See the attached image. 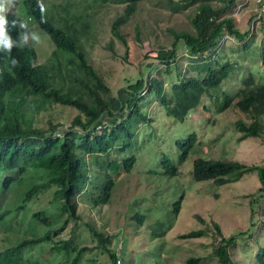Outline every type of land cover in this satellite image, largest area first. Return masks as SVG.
Wrapping results in <instances>:
<instances>
[{
  "label": "rangeland",
  "instance_id": "rangeland-1",
  "mask_svg": "<svg viewBox=\"0 0 264 264\" xmlns=\"http://www.w3.org/2000/svg\"><path fill=\"white\" fill-rule=\"evenodd\" d=\"M40 1L50 20L65 31L75 32L79 47L106 89L94 85L75 57L57 52L49 36L33 19L27 18L24 21L28 30L40 36L38 42L29 40V44L37 49L39 63L50 69L56 87L84 96L91 105L94 104L93 96L80 81L90 84L108 101L140 76L155 77L163 82L164 96L168 98L178 77H203L200 68L206 65L207 59L214 69L218 59L233 66V71L218 91L202 98L201 105L183 123L168 117L156 93L150 94L147 90L141 94L145 100L138 105L145 120L131 118L132 108H125L126 115H118L119 123L128 120V130L133 137H120L107 154L85 155L84 160L91 182L97 178L102 180L112 162L121 164L124 158L134 156L136 163L131 173H125L121 168L113 175L116 185L106 205L95 206L92 201L94 187L86 185L90 192L85 186L76 198L79 219H68L64 231L57 235L52 233L53 242L69 240L72 251H51L52 242L36 245L27 249L26 257L31 264H71L77 252L84 248L87 250L82 252L78 264H113L108 250L116 252L117 264H187L190 258H199L200 264H220L216 256L220 237L214 223L221 227L225 237L245 233L228 248L234 264H258L257 254L260 247H264V199L253 214L250 206L251 196L260 187L257 173L250 172L239 182L224 185L211 180L197 182L193 178V163L199 157L264 165V134L262 138H243L237 128L239 121L250 124L253 119L235 104L222 110L218 107L222 100L217 103L215 99V96H233L243 79L251 75L258 83H264V31L259 24L253 29L251 22L256 0H236L225 14L233 18L241 33L248 32L245 40L239 41L225 34L218 46V58L214 53L203 58L193 56L182 42L171 63L160 60L158 52L173 47V32L196 33L191 20L197 4L189 6L188 2L192 0L141 2L130 21L121 28L124 39L113 34L112 25L124 14L125 0ZM22 2L13 0L11 9L20 18ZM212 4L216 8L225 6L219 0H213ZM151 64L153 66L149 67ZM28 101L32 106H26L27 113L33 126L38 128L47 129L50 122L67 128L80 114L73 108L41 97L28 98ZM116 129L110 125L108 132ZM192 134L197 136L196 149L179 166L176 176H167L160 166V159L165 155L177 162V141ZM25 177L23 186L28 179L36 183L46 179L31 169ZM16 194L14 191L7 195V206L18 205L14 202ZM53 194L54 190L39 193L25 210L15 212L7 225L0 228V251L7 236L13 241L46 234L49 228L33 217L37 211L47 212L54 230L65 223L67 215L51 204ZM181 195H184L181 211L175 215L173 205ZM90 227L108 242L99 240ZM195 230H204L205 234L199 238H181Z\"/></svg>",
  "mask_w": 264,
  "mask_h": 264
},
{
  "label": "trees",
  "instance_id": "trees-1",
  "mask_svg": "<svg viewBox=\"0 0 264 264\" xmlns=\"http://www.w3.org/2000/svg\"><path fill=\"white\" fill-rule=\"evenodd\" d=\"M124 14L118 17L113 25L112 32L115 36L124 39L120 34L121 28L130 21L141 2L146 0H125ZM213 0H192L190 5L197 4V11L191 22L195 34L188 32H173L174 43L170 50H160L158 57L164 63H171L175 59L180 44L183 42L190 54L196 57H205L214 53L219 56L218 46L222 37L226 34L243 41L248 32L241 33L234 25L233 18L225 14L235 5L236 0H219L225 3L222 8H216ZM40 3H42L40 1ZM22 18L15 12L8 14L9 20L33 19L39 27L49 36L56 47V51L71 54L76 62L85 71L86 75L94 81V85L105 88L93 67L88 63L84 52L78 45L75 32L63 30L62 27L47 17L44 8L40 11L37 0H23L19 10ZM43 15V20L41 19ZM17 28L11 29L13 39L18 38ZM23 32V29H20ZM57 55V53H54ZM264 56V52L262 54ZM16 63L13 64L12 58ZM210 60V58H209ZM264 60V58H263ZM216 68H212L208 59L206 65L200 68L204 72L203 77L189 76L178 77L172 86V95L164 96L163 82L155 77L145 78L140 76L131 81L128 86L121 88L116 97L105 101L90 84L80 81L83 88L93 96L94 104L91 105L82 95L74 94L70 90L56 87L49 68L39 63L37 49L32 44H25L21 48L14 46L8 53L0 51V228L7 225L11 217L18 210H25L39 193L54 190L51 204L63 214L67 220L62 226L54 230L53 222L45 210L33 214L39 224L49 228L43 236L10 240L7 236L5 246L0 251V264H31L27 259V249L36 245L52 242L51 251H72V243L68 241L53 242L52 233L64 231L68 219L78 220L77 196L86 185H93L95 198L92 199L95 206L106 205L110 202L116 181L113 175L123 168L125 173H131L136 157H127L122 163L112 162L109 170L105 171L103 179L91 182L87 173L88 164L84 160L85 155L107 154L120 137L132 138L129 132L128 120L119 123L118 115L124 117L125 108H132L131 118L140 117L145 120L138 110L139 103L145 98L142 92L147 90L150 94L156 93L168 117L178 122H185L189 114L201 105L202 98L210 97L212 92L220 89L233 71V66L215 61ZM151 64L149 67H152ZM41 97L50 100L54 104H60L73 108L80 112L73 122L64 128L63 124L49 123L47 129L33 126L26 106H32L28 98ZM216 102L222 100L218 107L222 110L229 109L234 104L241 112L250 116L253 121L247 124L244 121L237 123V128L243 138H262L264 134V83H258L253 75L244 78L241 87L232 95L224 97L215 96ZM16 100V102H15ZM85 116V119L83 118ZM128 123V124H127ZM114 125L116 130L108 132V127ZM197 136L192 134L185 140L176 143L178 160L175 162L163 155L160 166L169 177H174L182 165L196 149ZM36 171L45 176V181L36 183L28 179L26 186V172ZM256 172L260 187L256 194L250 198L252 214L255 213L259 202L264 199V165H247L239 161L208 160L203 157L195 159L193 163V178L197 182L214 181L219 185L239 182L246 174ZM87 187V186H86ZM85 187V188H86ZM88 193L89 188H86ZM16 191L14 202L18 205L7 206V195ZM184 195L173 205V213L178 215ZM6 205V206H5ZM201 222L205 223L203 219ZM217 235L220 237L216 256L220 264H234L228 248L235 244L244 232L225 237L221 227L214 223ZM99 240L108 242L102 234L90 227ZM13 232V231H11ZM205 234L204 230H195L181 235V238H199ZM57 235V234H56ZM77 252L71 264H78L82 252ZM113 264H117L115 251H109ZM258 264H264V247H260L257 254ZM187 264H200L199 258H190Z\"/></svg>",
  "mask_w": 264,
  "mask_h": 264
},
{
  "label": "clouds",
  "instance_id": "clouds-1",
  "mask_svg": "<svg viewBox=\"0 0 264 264\" xmlns=\"http://www.w3.org/2000/svg\"><path fill=\"white\" fill-rule=\"evenodd\" d=\"M39 4L40 11L43 14L44 5L40 3V0H37ZM13 7V0H0V51L8 53L12 50L14 46L17 48L23 47L25 44H29V40L38 42L40 40V36L34 32L28 30V25L24 20H17L15 18L9 20L8 14L11 13V9ZM43 20V15L41 17ZM17 28L18 38L13 39L11 35V29ZM20 29H24L21 33ZM13 64L16 63L15 57L12 58L11 61Z\"/></svg>",
  "mask_w": 264,
  "mask_h": 264
},
{
  "label": "built area",
  "instance_id": "built-area-1",
  "mask_svg": "<svg viewBox=\"0 0 264 264\" xmlns=\"http://www.w3.org/2000/svg\"><path fill=\"white\" fill-rule=\"evenodd\" d=\"M253 29L259 24L261 30L264 31V0H256V8L253 11Z\"/></svg>",
  "mask_w": 264,
  "mask_h": 264
}]
</instances>
